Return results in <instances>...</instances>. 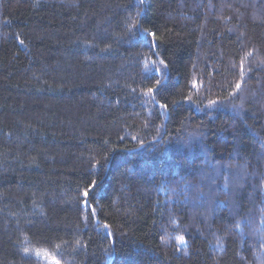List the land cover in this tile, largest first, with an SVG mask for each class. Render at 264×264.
Wrapping results in <instances>:
<instances>
[{"label":"trees","instance_id":"1","mask_svg":"<svg viewBox=\"0 0 264 264\" xmlns=\"http://www.w3.org/2000/svg\"><path fill=\"white\" fill-rule=\"evenodd\" d=\"M0 264H264V0H0Z\"/></svg>","mask_w":264,"mask_h":264},{"label":"snow or ice","instance_id":"2","mask_svg":"<svg viewBox=\"0 0 264 264\" xmlns=\"http://www.w3.org/2000/svg\"><path fill=\"white\" fill-rule=\"evenodd\" d=\"M151 91H152V90H151V89H149V92H151ZM162 107H163V105H162ZM87 194H88V193L86 192V193H85V195H87Z\"/></svg>","mask_w":264,"mask_h":264}]
</instances>
